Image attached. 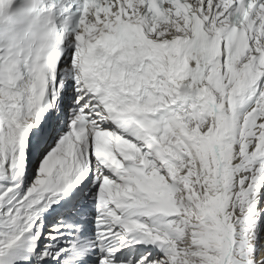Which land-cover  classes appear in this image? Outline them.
<instances>
[{"label":"snow or ice","instance_id":"obj_1","mask_svg":"<svg viewBox=\"0 0 264 264\" xmlns=\"http://www.w3.org/2000/svg\"><path fill=\"white\" fill-rule=\"evenodd\" d=\"M0 264H264V0H0Z\"/></svg>","mask_w":264,"mask_h":264}]
</instances>
